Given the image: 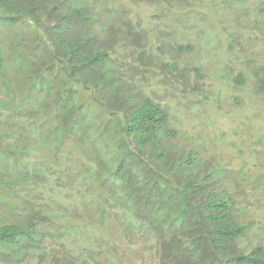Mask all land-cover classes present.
I'll return each instance as SVG.
<instances>
[{
    "label": "trees",
    "instance_id": "1",
    "mask_svg": "<svg viewBox=\"0 0 264 264\" xmlns=\"http://www.w3.org/2000/svg\"><path fill=\"white\" fill-rule=\"evenodd\" d=\"M51 1L0 0V26L25 20L36 36L22 52L21 39L13 53L0 44V264H121L110 229L155 249L159 264H264V244L241 243L261 202H247L236 172L179 147L169 112L136 82L146 59L155 75L178 68L185 79L188 62L150 63L117 15L100 35L73 32L72 21L99 20L96 3Z\"/></svg>",
    "mask_w": 264,
    "mask_h": 264
},
{
    "label": "rangeland",
    "instance_id": "2",
    "mask_svg": "<svg viewBox=\"0 0 264 264\" xmlns=\"http://www.w3.org/2000/svg\"><path fill=\"white\" fill-rule=\"evenodd\" d=\"M90 1L96 3L99 20L90 26L72 21L73 32L100 35L99 26L117 15L139 34L144 58L152 51L150 63L162 65L169 58L188 62L182 71L185 79L178 68L170 77L155 75L146 59L136 82L143 94L169 112L179 147L198 148L208 162L217 161L243 179L241 192L248 196L247 202L261 203L260 213L254 214L256 224L241 243L248 247L264 244V0ZM61 2L51 1L47 7ZM44 12H51L53 18L59 10L47 8ZM122 35L129 44V34ZM35 37L25 20L14 27L0 26V44L8 53L16 52L19 39V51L28 50ZM181 45L191 48L181 53ZM122 56H128L127 64L134 59L128 49ZM196 67L202 68L201 73ZM240 73L245 77L243 83L230 77ZM258 175L256 184L248 179ZM26 208L33 210L30 204ZM109 232L114 240L109 242L110 252L121 264H159L155 249L143 242L129 244L114 229ZM105 257L96 255L101 264L114 262ZM13 264L38 263L28 256Z\"/></svg>",
    "mask_w": 264,
    "mask_h": 264
}]
</instances>
